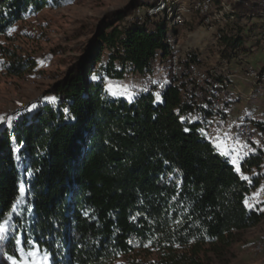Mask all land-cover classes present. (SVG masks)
<instances>
[{
    "label": "trees",
    "instance_id": "trees-1",
    "mask_svg": "<svg viewBox=\"0 0 264 264\" xmlns=\"http://www.w3.org/2000/svg\"><path fill=\"white\" fill-rule=\"evenodd\" d=\"M72 1L0 0V38L28 14ZM234 7L247 16L261 11L251 0ZM175 32L170 21L101 30L49 90L53 103L0 128V222L16 205L0 264H12L8 256L21 260L20 250L31 264L33 248L51 264H112L137 250L156 258L132 264H210L211 253H224L237 233L261 221L246 203L264 182L261 150L243 161L240 174L200 131L192 117L202 110L177 87L132 102L106 89V79L122 80L128 68L152 74L157 53L169 56ZM34 66L16 59L7 70L20 76ZM21 188L23 203L16 204Z\"/></svg>",
    "mask_w": 264,
    "mask_h": 264
},
{
    "label": "rangeland",
    "instance_id": "rangeland-1",
    "mask_svg": "<svg viewBox=\"0 0 264 264\" xmlns=\"http://www.w3.org/2000/svg\"><path fill=\"white\" fill-rule=\"evenodd\" d=\"M168 1L172 7L177 5V9L180 10L178 12L183 18V23L176 27L175 33L170 35L172 43L170 51L175 45L183 47L184 51L190 46L193 48H190L193 50V58L198 59L202 70L214 69L203 64L200 58L210 55L215 59L217 50H210L211 47L206 45L214 42L215 35L203 25L202 17L193 10L190 3L183 0ZM213 2L217 7L222 2L233 3V0H213ZM147 3L149 0H73L60 8H45L37 14H28L18 22L6 37L0 38V116L12 117L11 122L0 123V128L11 126L12 121L23 113L31 112L45 103H53L55 99L48 94L49 90L63 80L86 54L89 43L97 38L100 31L106 30L109 26L128 28L138 9L142 11V15L145 14ZM170 15L165 11L162 16L148 23L147 29H152L156 23L162 24L169 21ZM257 27L261 28V21L257 15L250 17L239 13L234 24H228L224 31L221 42L224 47V57L227 59L232 54L226 52L230 45L228 40L231 38V31L241 36L246 33V29L250 31ZM2 48L15 53L18 61L32 60L35 66L20 76L11 74L7 66L16 59L4 57ZM107 59L108 52L105 51L101 56L102 63H105ZM166 60L167 57H163L161 52L157 53V63ZM214 65L220 68V65L215 63ZM227 82L232 88L228 79ZM165 84V76L161 74L159 64L156 65L153 73L146 77H141L128 68L124 79L105 80L106 89L111 96L129 102L149 91H153L159 99ZM235 99L231 103H226L221 112L233 105ZM33 105L36 107L32 108ZM242 123H250L253 126L257 134V143L252 145L256 151L261 150L264 154V123L253 121ZM257 124H261L263 129H260ZM247 205L248 207L252 205L249 207L250 210H255L262 215L261 221L256 226L237 233L233 244L224 253L219 255L211 253L210 264H264V211H262L264 182L251 194ZM259 244L262 246L261 251L256 250ZM19 255L24 263L28 262L21 250ZM145 256L144 252L137 250L128 257L117 259L112 264H132L143 259L156 258L154 254ZM35 259L36 257L32 258L31 264Z\"/></svg>",
    "mask_w": 264,
    "mask_h": 264
},
{
    "label": "built area",
    "instance_id": "built-area-1",
    "mask_svg": "<svg viewBox=\"0 0 264 264\" xmlns=\"http://www.w3.org/2000/svg\"><path fill=\"white\" fill-rule=\"evenodd\" d=\"M183 1L193 6V10L202 17L203 25L215 35V41L219 44L223 40L227 25H233L239 15L234 4H243L245 0H233V3L222 2L217 7L214 6L213 0ZM251 2L261 10L257 16L261 21V34L264 36V0H251ZM165 11L171 14L169 20L171 27H178L183 23L177 5L172 7L168 0H159L154 6L146 7L144 15L138 9L129 27L147 28L148 23L162 16ZM254 16L250 15V17ZM158 64L161 74L165 76V85L171 84L177 87L186 102L197 105L204 112L218 115L224 105L233 102L236 97L235 91L228 86V78L224 75V70L221 68L202 70L201 64L198 59L193 58L191 51L181 54L173 49L167 60ZM245 74L249 80L264 86V72L248 67ZM236 132L246 143H257V134L250 123L239 124ZM261 248L259 244L256 250L261 251Z\"/></svg>",
    "mask_w": 264,
    "mask_h": 264
},
{
    "label": "crops",
    "instance_id": "crops-1",
    "mask_svg": "<svg viewBox=\"0 0 264 264\" xmlns=\"http://www.w3.org/2000/svg\"><path fill=\"white\" fill-rule=\"evenodd\" d=\"M246 30L245 36L243 34L238 36L235 32H230L232 34L228 40L230 45L226 49V52L232 53L229 58L224 57V47L221 43L218 44L215 39L214 42L206 44L211 47L210 50H217L215 59L210 55L200 58V61H203L202 63L207 67L218 68L214 65L215 63L224 70V75L236 93L234 104L218 115L199 111L192 117L193 120H198L203 124L204 132L207 133L208 139L215 148L218 140L226 143L230 155L224 157L230 161L236 171L237 167L239 168L237 172L240 174L243 161L248 156L255 154L256 150L252 144L246 143L237 135L236 126L247 121L264 123V86L249 80L245 74L248 67L264 72V37L261 34V28ZM246 37L249 39H245ZM190 48L189 46V49L185 51L193 52L191 50L193 48ZM229 48L231 49L228 51ZM174 50L181 54L185 52L179 45H175ZM216 150L218 151L217 148ZM218 153L220 154L219 151ZM233 159L237 160V164L232 163Z\"/></svg>",
    "mask_w": 264,
    "mask_h": 264
},
{
    "label": "snow or ice",
    "instance_id": "snow-or-ice-1",
    "mask_svg": "<svg viewBox=\"0 0 264 264\" xmlns=\"http://www.w3.org/2000/svg\"><path fill=\"white\" fill-rule=\"evenodd\" d=\"M95 79V77H93ZM54 99V98H52ZM36 106L33 105L32 108H35ZM28 111H31V109H28ZM12 117H3L0 116V123L4 122H11ZM187 130V129H186ZM204 135H207V133L204 132L203 129L200 130ZM216 148L223 156H229L230 150L228 149L227 145L223 141H219L216 144ZM233 164H237V160H232ZM237 171H239V168L237 167ZM247 179V177H244ZM23 203V188H21V196L17 199L16 204ZM247 203V201H246ZM249 207H252V205H249ZM264 211V209H262ZM12 212H16V205L13 206ZM12 212H10L6 219H3L2 222H0V241H3L7 239L8 233L11 231L9 224L12 220ZM30 257H36V259L33 261V264H51V259L48 253H41L39 249L33 248L31 251L27 253ZM8 260L12 261V264H24L23 260H17L16 258L12 256L7 257Z\"/></svg>",
    "mask_w": 264,
    "mask_h": 264
}]
</instances>
